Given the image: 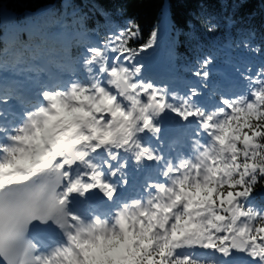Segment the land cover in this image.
Instances as JSON below:
<instances>
[{"label":"snow or ice","instance_id":"1","mask_svg":"<svg viewBox=\"0 0 264 264\" xmlns=\"http://www.w3.org/2000/svg\"><path fill=\"white\" fill-rule=\"evenodd\" d=\"M64 4L0 49V264H264V62L213 82L208 52L158 80V29L137 45L134 19Z\"/></svg>","mask_w":264,"mask_h":264},{"label":"trees","instance_id":"2","mask_svg":"<svg viewBox=\"0 0 264 264\" xmlns=\"http://www.w3.org/2000/svg\"><path fill=\"white\" fill-rule=\"evenodd\" d=\"M167 1L172 20L169 45L183 68L208 52L258 64L264 62V0H74V5L87 13L90 27L103 25L101 11L120 26L128 19H134L140 26L141 38L136 41L140 45L158 29ZM48 10L64 11L67 5L64 0H0V32H10L22 43L26 40L25 31L19 29L27 21L40 16L38 11ZM206 16L215 18L214 22L219 25L216 32L206 31L202 24ZM8 17L14 19L9 21ZM249 32L254 34L252 43L262 48L259 55L243 47H229L247 37ZM20 43L15 47L20 48ZM6 45L12 48V40L2 42L0 48ZM183 75L188 74L183 72Z\"/></svg>","mask_w":264,"mask_h":264},{"label":"rangeland","instance_id":"3","mask_svg":"<svg viewBox=\"0 0 264 264\" xmlns=\"http://www.w3.org/2000/svg\"><path fill=\"white\" fill-rule=\"evenodd\" d=\"M161 44H163V43H161ZM144 56H147V55H144ZM164 59L167 61V63L169 65L170 64H174V55L167 47H164V50H160L159 52L154 53L151 56L144 57L145 63L147 64L148 68L155 69V70H158V71H161L163 69V67L160 65V63H163ZM218 69H219L218 71H219L220 74L219 75L213 74L218 80H220V78L221 79L226 78L227 75L230 76V77H233V76L236 75L235 72H234V69H233V67H232V65L230 63L229 64H224V67L221 66ZM167 74L172 76L171 72L167 73ZM171 81H173V82L177 81L175 76H172V80ZM165 121H166L165 122L166 123L165 124V128L167 130H169V129L171 130L172 128H176V127L179 128V126H181L179 124H172L167 119ZM181 127L182 128H181V131L179 133L183 132L184 126L182 125ZM130 173H136L137 174L136 170L135 169H131V168H130Z\"/></svg>","mask_w":264,"mask_h":264},{"label":"bare ground","instance_id":"4","mask_svg":"<svg viewBox=\"0 0 264 264\" xmlns=\"http://www.w3.org/2000/svg\"><path fill=\"white\" fill-rule=\"evenodd\" d=\"M168 33H169V18H168V15L165 14V16L163 17L162 21H161V24H160V30H159V39H158V44H161V43H164L167 36H168ZM156 47H154V49L152 50H155ZM148 53L144 54V55H147ZM166 124V123H165ZM182 133V132H181ZM181 133H177L175 136L172 137L171 135V138H174V137H179L181 135ZM143 177H142V174H136V173H130V184H137L139 182V180H141Z\"/></svg>","mask_w":264,"mask_h":264},{"label":"water","instance_id":"5","mask_svg":"<svg viewBox=\"0 0 264 264\" xmlns=\"http://www.w3.org/2000/svg\"><path fill=\"white\" fill-rule=\"evenodd\" d=\"M166 12H167V14L169 16V19H170V10H169V3H168V1H167V6H166Z\"/></svg>","mask_w":264,"mask_h":264}]
</instances>
